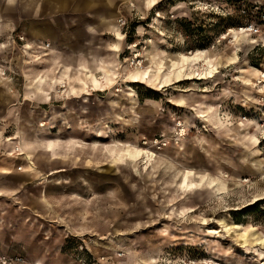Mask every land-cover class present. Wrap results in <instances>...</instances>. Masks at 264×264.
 Segmentation results:
<instances>
[{
    "label": "rangeland",
    "instance_id": "1",
    "mask_svg": "<svg viewBox=\"0 0 264 264\" xmlns=\"http://www.w3.org/2000/svg\"><path fill=\"white\" fill-rule=\"evenodd\" d=\"M263 242L264 1L0 0V264H264Z\"/></svg>",
    "mask_w": 264,
    "mask_h": 264
},
{
    "label": "crops",
    "instance_id": "2",
    "mask_svg": "<svg viewBox=\"0 0 264 264\" xmlns=\"http://www.w3.org/2000/svg\"><path fill=\"white\" fill-rule=\"evenodd\" d=\"M260 1L262 3L264 0H260ZM3 3L4 4H12V3H14V0H3ZM58 4L59 5H65V0H58ZM1 16H2V21H8L9 20L8 15L3 10L1 11ZM112 28L114 30V35L116 37L117 28L115 27V25H112ZM29 34L33 38H37V39L47 38V39H49L52 43L50 55H51V57H53L52 60L56 59L57 42H56L55 32H54L53 26L51 24H47V23H45L43 25L31 24L30 28H29ZM27 46H29V45H27Z\"/></svg>",
    "mask_w": 264,
    "mask_h": 264
},
{
    "label": "bare ground",
    "instance_id": "3",
    "mask_svg": "<svg viewBox=\"0 0 264 264\" xmlns=\"http://www.w3.org/2000/svg\"><path fill=\"white\" fill-rule=\"evenodd\" d=\"M27 48H29L30 49V47L29 46H27ZM188 59V58H187ZM180 61V60H179ZM188 61V60H187ZM206 65V68L207 69H210L211 67H210V65H208V64H205ZM179 69L180 68H178L177 69V71H179ZM205 69V68H204ZM148 74V73H147ZM211 77H212V75H210ZM66 80V79H65ZM61 88H65V90H64V93L66 92V87H65V84H60L59 85ZM240 226V225H239ZM238 225L236 226V227H234L235 229H239L240 227H239ZM241 229V228H240ZM263 241V240H262ZM264 243V242H263Z\"/></svg>",
    "mask_w": 264,
    "mask_h": 264
},
{
    "label": "built area",
    "instance_id": "4",
    "mask_svg": "<svg viewBox=\"0 0 264 264\" xmlns=\"http://www.w3.org/2000/svg\"><path fill=\"white\" fill-rule=\"evenodd\" d=\"M80 263H81V264H86V262H85V261H82V260L80 261Z\"/></svg>",
    "mask_w": 264,
    "mask_h": 264
}]
</instances>
